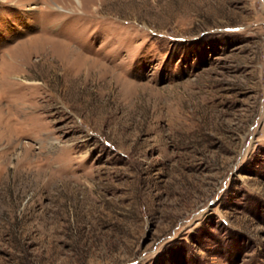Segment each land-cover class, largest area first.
Masks as SVG:
<instances>
[{
    "label": "rangeland",
    "instance_id": "1",
    "mask_svg": "<svg viewBox=\"0 0 264 264\" xmlns=\"http://www.w3.org/2000/svg\"><path fill=\"white\" fill-rule=\"evenodd\" d=\"M0 0V264H264V0Z\"/></svg>",
    "mask_w": 264,
    "mask_h": 264
},
{
    "label": "bare ground",
    "instance_id": "2",
    "mask_svg": "<svg viewBox=\"0 0 264 264\" xmlns=\"http://www.w3.org/2000/svg\"><path fill=\"white\" fill-rule=\"evenodd\" d=\"M79 2L81 3V1L79 0Z\"/></svg>",
    "mask_w": 264,
    "mask_h": 264
}]
</instances>
